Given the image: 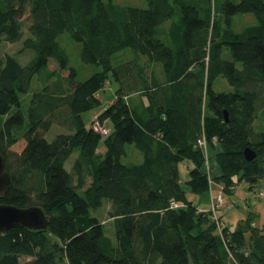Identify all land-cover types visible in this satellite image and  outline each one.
Instances as JSON below:
<instances>
[{"label":"trees","instance_id":"trees-1","mask_svg":"<svg viewBox=\"0 0 264 264\" xmlns=\"http://www.w3.org/2000/svg\"><path fill=\"white\" fill-rule=\"evenodd\" d=\"M146 2L0 0V43L21 40L27 14L21 50L33 53L25 64L0 54V152L11 178L0 203L37 205L49 217L46 231L0 232V264H264V223L255 226L249 213L217 228L209 210L187 197L179 175L180 163L191 162L185 185L196 195L208 192L196 143L204 137L220 148L211 182L225 194L236 181L253 187L264 178V129L253 126L264 112V0ZM245 13L256 24L234 31L233 16ZM64 32L79 44L81 61L101 71L77 80L57 41ZM123 49L132 58L113 66L111 57ZM50 59L67 76L49 71ZM36 75L41 88L23 109L21 95ZM109 76L117 87L96 116L111 123L103 136L83 113L101 103L97 92ZM219 77L230 90H215ZM135 93L147 104L130 105L126 98ZM53 124L65 131L49 141ZM126 145L139 161H122ZM245 147L254 160L244 159ZM104 201L115 242L91 215Z\"/></svg>","mask_w":264,"mask_h":264},{"label":"rangeland","instance_id":"rangeland-1","mask_svg":"<svg viewBox=\"0 0 264 264\" xmlns=\"http://www.w3.org/2000/svg\"><path fill=\"white\" fill-rule=\"evenodd\" d=\"M106 1V0H105ZM113 3L125 6H137L141 8L147 7L146 0H112ZM25 14L22 18L23 25H22V38L18 42H7L3 41L0 43V54L1 56L11 55L14 56L21 64H25L32 56V51L24 50L22 51V42L27 37L26 33V21ZM257 22L256 17L252 13H245V14H237L232 18L231 27L236 32H241L244 28L248 26L255 25ZM221 25H223L221 23ZM58 43L64 49L68 60L69 65L74 67L77 71V80L82 81L88 78L91 74L101 71V66L96 64H87L81 61L79 57V44L73 40L71 35L68 32H64L60 34L57 38ZM132 58V52L130 49H123L117 53H115L111 57V64L113 66H117L119 64L124 63L127 60ZM48 70L55 71L57 75L67 76V71H59L57 63L50 59L48 63ZM155 71H158V68H155ZM37 75L33 78L30 86V90L27 94L21 95V102L23 109L29 104L30 97L33 92L39 90L41 88L40 82L36 79ZM215 90L217 91H228L231 89L229 84L221 77H219L215 81ZM117 87L116 81L113 80L111 76L105 83L103 89L97 92V96L100 99L101 103L96 107L92 108L91 110L86 111L83 113V119L85 124L88 126L90 124V120L96 119L98 113H100L108 104L114 101L115 97V89ZM138 94H133L132 98L135 99ZM128 99V98H126ZM129 103V102H128ZM104 127H106L109 132L111 131V123L109 121H104ZM254 129L257 131H261L264 129V112L257 111V117L253 123ZM65 129L58 125L53 124L49 131L45 134V138L47 140H52L58 132H64ZM21 146H16V150H19ZM127 155L122 159L125 162H137L140 159L139 152L134 148L133 145H126ZM202 151V155L204 158V163L202 164V169L205 171L208 180L210 183L208 192H204L203 195H196L189 191L188 187L185 185V181L188 179V172L186 171V167L180 163L179 165V175L182 181L183 189H185L187 197L193 201L194 203H199L198 207H207L205 211L209 210V216L212 218V221L217 228L221 226V223L225 221L228 224H235L239 218L246 217L249 213L251 216L252 222H254L255 226L261 227L264 223V178L257 180L256 184L254 185L253 190H250L249 185L244 182L236 181V185L234 187V191L227 195L223 191V187L220 184H215L211 182L213 180V175H215V170L218 169L216 155L219 153V146L216 143H213V146L208 144H204V146L200 147ZM99 153H104L105 149L103 145H101L98 150ZM78 151L75 150L67 159L65 163V168L70 169L74 158L77 156ZM192 164V163H191ZM190 170V169H189ZM91 182V178L87 177L85 186L82 188L84 190L88 187ZM81 190V191H82ZM208 197L207 200H203L202 198ZM220 197L222 202L219 204H213V198ZM200 199L202 201H200ZM208 205H207V203ZM214 207V208H213ZM223 207H226V213L223 210ZM110 208V204L107 201H104L102 206L98 208L96 211H92L91 215L97 217L104 226L105 234L115 242V232L114 227L112 225V220L108 217V210ZM225 215V216H224Z\"/></svg>","mask_w":264,"mask_h":264},{"label":"water","instance_id":"water-1","mask_svg":"<svg viewBox=\"0 0 264 264\" xmlns=\"http://www.w3.org/2000/svg\"><path fill=\"white\" fill-rule=\"evenodd\" d=\"M223 114L227 121V112L224 111ZM243 156L246 161H252L256 158V152L250 147H245ZM10 182L11 178L4 169V160L0 152V198L5 195ZM48 226L49 217L37 205L21 208L11 204L0 203V232L15 227L46 231Z\"/></svg>","mask_w":264,"mask_h":264},{"label":"crops","instance_id":"crops-1","mask_svg":"<svg viewBox=\"0 0 264 264\" xmlns=\"http://www.w3.org/2000/svg\"><path fill=\"white\" fill-rule=\"evenodd\" d=\"M169 26V23H166L165 24V32H167V27ZM164 32V33H165ZM158 68V71L156 72V74H157V76L161 79L162 78V76H161V74H160V68H159V66L158 65H156L155 64V66H154V68ZM133 95V94H132ZM132 95H130V96H128L127 98V102H129L130 103V105H136V106H140V105H146L147 103H146V99L144 98V97H140L139 95H137V97H135V99H133L132 98ZM217 144V143H216ZM181 164H183V166H185L186 167V171L188 172L189 171V169H191L192 167H193V165L191 164V162H189V161H187V160H184V161H182L181 162ZM204 169V168H203ZM219 174V170L217 169V170H215V175H218ZM233 180L234 181H236L237 180V177H233ZM249 188H250V190H253V188H254V186L253 187H250L249 186ZM201 195H203V194H201ZM200 196V195H199ZM202 198V197H201ZM203 200H207V202H208V197L207 198H205V197H203L202 198ZM200 201H202L201 199H200ZM206 202V203H207ZM198 205H199V203H197V207H198ZM207 205H208V203H207ZM208 208V206L207 207H198V209L199 210H203V211H205L206 209ZM223 210H224V212H225V215H227L229 212H227L226 213V207H223ZM226 210V211H225ZM224 215V216H225ZM239 219H242V217L241 218H239ZM238 219V220H239ZM237 220V221H238Z\"/></svg>","mask_w":264,"mask_h":264},{"label":"built area","instance_id":"built-area-1","mask_svg":"<svg viewBox=\"0 0 264 264\" xmlns=\"http://www.w3.org/2000/svg\"><path fill=\"white\" fill-rule=\"evenodd\" d=\"M91 127L94 131L100 133L103 136L109 133V130L106 127H104L103 124H101L97 119H94L92 121ZM196 143L199 147H202L204 146V144H207L204 137L198 138ZM212 200H213V204H219L220 202H222V199L220 197H214ZM174 206L177 207V204H174ZM213 216L214 214L212 215L211 219L214 220Z\"/></svg>","mask_w":264,"mask_h":264}]
</instances>
